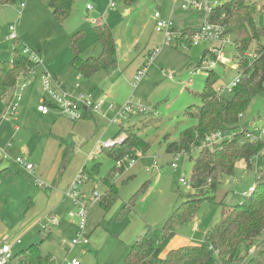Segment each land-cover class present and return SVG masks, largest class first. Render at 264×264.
I'll use <instances>...</instances> for the list:
<instances>
[{
    "label": "rangeland",
    "instance_id": "obj_1",
    "mask_svg": "<svg viewBox=\"0 0 264 264\" xmlns=\"http://www.w3.org/2000/svg\"><path fill=\"white\" fill-rule=\"evenodd\" d=\"M246 1L261 4L254 16L256 24L264 29V0ZM155 11L163 17L170 16L179 29L195 30L204 22L200 11L192 7L182 10L173 0H136L130 5L120 0H74L71 13L64 19L52 14L48 0H25L24 6L19 1L0 4V60H10L13 48L22 53L25 44L38 60L29 79L19 78L18 84L26 82L27 87L21 100L14 98L18 102L16 114L6 121L2 118L8 113L7 103L14 88L0 87V147L8 156L0 161V170H7L5 176L0 173V240L10 243L19 239L13 252L25 250L31 260L46 256L45 252L54 257L47 256L35 264H65L71 258L80 264H122L137 236L148 228H161L172 211L196 193L193 185L187 187L183 181L193 182L192 167L201 150L180 155L173 168L176 153L167 152L166 147L195 122L184 112L200 104L199 93L207 75L191 74L190 70L209 58L206 52L210 43L202 41L186 49L179 45L161 46V34L154 29ZM99 22L108 25L115 40L116 65L84 77L70 64V36L80 32L75 45L82 57L96 56L101 43L94 26ZM9 26L15 28L16 44L8 38ZM227 39L223 47L226 62L212 69L218 77L214 88H221L217 94L223 96L227 95L224 88L238 74L236 47L228 34ZM260 43H264V36L259 42L253 41L243 57L252 60ZM156 45L160 50L149 63V53ZM142 65L147 67L146 74L134 88L132 78ZM44 72L55 75L68 92L78 83L77 92L102 99L103 106L92 117L80 121L61 118L55 129L49 116H41L36 110L42 97L49 98L41 83ZM129 98L148 111L125 115L121 122L124 128L143 137L149 147L139 153L141 157L129 170L116 174L115 160L108 157L103 144L108 139L114 141L119 126L108 123ZM110 104L113 108L108 110ZM251 123L264 129V83L232 126L234 131H240L251 127ZM121 135L120 142L128 132L122 131L116 137ZM23 152L27 162L35 165L33 175L14 162ZM154 157L157 167L147 171ZM79 170L86 175L85 183L79 185L86 194L92 189L104 194L103 178L112 173L109 179L117 188L118 197L107 210L99 202L90 207L85 228L88 245L73 246L74 234L66 227L73 220L67 212L74 207L64 197V190ZM260 170L264 171V147L254 157L253 170H247L242 160L236 162L233 174L222 176L215 189L205 193L207 198L200 201L193 219L172 225L174 235L160 257L164 258L171 249L200 245L205 233L220 219L222 208L245 200L248 194L243 192L254 186L255 172ZM52 216L59 219L58 225L51 224ZM59 230L62 234L58 236L55 233ZM49 233L51 237L47 239ZM154 264H159V260ZM227 264H242V260Z\"/></svg>",
    "mask_w": 264,
    "mask_h": 264
},
{
    "label": "trees",
    "instance_id": "obj_2",
    "mask_svg": "<svg viewBox=\"0 0 264 264\" xmlns=\"http://www.w3.org/2000/svg\"><path fill=\"white\" fill-rule=\"evenodd\" d=\"M19 0H0L1 5L14 4ZM130 5L136 0H120ZM74 0H48L52 14L60 19L66 18L72 11ZM261 4L248 3L246 0H223L220 7L211 14V19L221 21L225 25V33L233 38L236 52L240 58L236 70L242 77L226 96L217 94L214 85L218 79L214 72H209L205 79L203 91L199 93L200 104L190 106L185 115L194 119V124L183 129L179 139L167 145L170 153H189L199 147L202 138L211 132L237 122L238 114H243L251 98L257 94L264 83V43H260L255 58L243 57L253 41L259 42L264 36V29L255 22V12ZM94 30L101 43V51L96 56H81L76 39L80 32L70 36L72 49L70 64L81 76L91 77L98 70H108L116 65V45L111 30L105 23H96ZM14 44L18 41L13 40ZM205 55V52H204ZM37 64L28 55L12 50L10 60H0V87L14 88L19 78H25ZM92 113L84 112L82 118H90ZM122 131L128 132L126 139L115 143L108 149V157L116 160L137 158L145 153L148 142L129 127L119 126L118 136ZM120 132V133H119ZM119 133V134H118ZM115 136V137H116ZM241 132L231 141H224L213 151L202 149L192 167L193 187L196 193L176 207L168 216L161 228H148L129 246L122 264H227L242 260V264H264V171L255 172L253 190L244 201L234 206H224L220 219L205 233L200 245L182 246L169 250L164 258L160 255L174 235L172 225L184 223L194 218L200 201L205 193L215 189L222 176L232 175L236 162L242 160L247 170H253V160L264 147L263 141L240 143ZM1 161V159H0ZM114 172L116 168L114 167ZM122 172L121 169H119ZM6 168L0 170L5 176ZM103 178L106 185L99 201L107 210L117 200L118 191L110 176ZM207 198V197H206ZM36 250H40L39 248ZM251 253H249V251ZM47 256L29 259L26 251L13 252L6 264H35Z\"/></svg>",
    "mask_w": 264,
    "mask_h": 264
},
{
    "label": "built area",
    "instance_id": "obj_3",
    "mask_svg": "<svg viewBox=\"0 0 264 264\" xmlns=\"http://www.w3.org/2000/svg\"><path fill=\"white\" fill-rule=\"evenodd\" d=\"M20 5L24 6L25 0H19ZM223 3V0H173V4L178 6L182 10H187L188 7H192L202 13L204 16L203 24L195 30L191 29H179L175 26L172 19L169 17H163L158 11H155L153 14L154 18V29L157 33L161 34V46H172V45H179L181 48L186 49L191 45H197L202 41H206L210 43V46L207 48V56L206 60L202 63L200 62L197 66H195L192 70H190L191 74L194 73H203L204 75H208L209 72L217 64H224L226 62V57L223 52L224 45L228 42L227 34L225 33V25L221 21H215L211 19V13L218 7H220ZM113 6V3H110V7ZM88 9L91 8L90 5L86 6ZM9 39L15 40L17 39V34L15 32V28L13 26H9ZM175 42V43H174ZM236 47V46H235ZM159 46H154L148 56L149 63L155 58L157 53L159 52ZM23 54L28 55L31 60H33L36 64H38L37 55L36 53L31 50V48L25 44L22 50ZM252 58H255L251 55ZM236 67L239 61V54L235 57ZM147 65V64H146ZM146 65L140 66L134 76L132 78L131 84L134 88L137 87L139 81L146 74ZM34 70L30 71L29 74H33ZM28 74V75H29ZM242 77L241 73H238L237 76L226 86L225 91L230 93L232 88L236 85L239 79ZM28 76L24 78L27 79ZM169 79H172V75H168ZM41 83L47 94L48 97L42 98L38 104L36 105V110L43 115L48 114L50 111L56 112L58 116H62L69 121H77L82 118L84 112L95 113L100 110L103 106L104 101L102 99L95 100L93 99L92 95L78 92L72 93L68 92L63 89H59L57 84L55 83L53 77L49 75L47 72H44L41 75ZM26 82L18 84L14 86V93L11 95L8 104V113H6L2 119L4 121L9 120L10 116H14L16 113V109L18 106V102L14 100V98L19 101L21 98V91L25 88ZM77 87L78 85L75 84ZM221 88H216V91H220ZM113 106L110 104L107 108L112 109ZM145 111H148L147 108L141 106L138 103H133L131 99H127L126 102L116 111L115 117L109 121L108 124H114L117 126L123 125L121 122V117L130 114H141ZM102 118H104L105 113L100 114ZM242 114H238V120ZM236 122V123H237ZM234 123V124H236ZM235 126L227 125L221 129H218L214 132L206 134L198 148L194 150H210L213 151L216 146L221 144L224 141H231L234 137L241 132L240 143L244 142H254V141H263L264 142V129H260L259 127L252 125L249 128H244L240 131H234ZM17 129V127H16ZM122 135L119 137H115L113 140H106L103 144V147H109L122 139ZM117 141V142H116ZM185 154L184 152H178L175 154V160L171 163V167H177V158ZM25 152H23L22 156H18L14 159V162L22 165L29 173H33L35 165L27 162L24 158ZM141 157V154L137 156V158ZM8 156L5 153L4 148L0 147V159H7ZM137 158H127L123 157L122 159L115 161V168L116 174H118L121 169L122 171L129 170L136 162ZM152 167H157V161L154 157L153 162L151 165L146 167V170H150ZM86 175H84V170H79L78 174L76 175L75 179H73L67 185L66 189L64 190V197L68 199L71 204L73 205V209L68 210L67 215L70 218H73L72 224L74 226V235L71 239V244L73 246H83L88 244V236L86 234V215L90 209V207L99 202L101 199V195L95 189H92L88 194L84 191L79 189V185L85 183ZM36 182L38 185L40 182L35 177ZM183 183L190 187L191 184H187L185 181ZM253 190V187H250L247 191L243 192V195L249 194ZM59 219L52 216L51 224L58 225ZM16 243H20L19 239H15L12 242H6L5 240H0V264H6L13 255V246ZM250 250L249 252H251ZM65 264H80V262L76 258H71L70 260H65Z\"/></svg>",
    "mask_w": 264,
    "mask_h": 264
},
{
    "label": "crops",
    "instance_id": "obj_4",
    "mask_svg": "<svg viewBox=\"0 0 264 264\" xmlns=\"http://www.w3.org/2000/svg\"><path fill=\"white\" fill-rule=\"evenodd\" d=\"M100 23V22H99ZM18 37V36H17ZM37 66V65H36ZM35 66V67H36ZM35 69V68H34ZM52 77H53V79H54V81H55V83L57 84V86H58V88L59 89H63V90H66L65 88H63L62 87V85L59 83V81H58V79L56 78V76L55 75H52ZM29 79V78H28ZM30 82V80L28 81V83ZM75 84H77L78 85V83H75ZM75 84L73 85V88H72V90H71V88H70V91H72V93H78L77 92V88L79 87V85L76 87L75 86ZM26 87H27V83H26V86H25V88L21 91V98L23 97V94H24V91L26 90ZM67 91V90H66ZM13 93H14V91H13ZM12 93V94H13ZM11 94V95H12ZM21 98H20V100H21ZM42 98H44V97H42ZM41 98V99H42ZM40 99V100H41ZM17 108H18V106H17ZM17 110V109H16ZM16 114V113H15ZM48 114H50V115H48ZM48 114H46V115H41V116H49V119H48V121H51V125H53L54 127H55V129H57V127L56 126H58V124H59V122H60V119L61 118H64V117H62V116H58L57 114H56V112H54V111H50ZM66 119V118H65ZM81 119H84V118H81ZM81 119H79V120H77V121H80ZM74 122H76V121H74ZM252 124V123H251ZM250 124V125H251ZM34 174V171H33V173H32V175ZM193 183V182H192ZM192 183H191V185H192ZM251 187V186H250ZM249 187V188H250ZM248 188V189H249ZM70 225L71 226H67L66 227V229H68V231H70L72 234H74V226H73V224H72V222L70 223ZM55 234H57L58 236L59 235H61L62 234V230H59L57 233H55ZM51 237V233H49L48 235H47V239H49ZM261 237L262 238H264V231L261 233ZM1 240H3V239H1ZM132 242V241H131ZM88 245V244H87ZM13 248H14V246H13ZM46 253V256H48V257H50V252H45ZM249 253H251V252H249ZM53 256H55V255H53ZM54 257H50V259H53Z\"/></svg>",
    "mask_w": 264,
    "mask_h": 264
},
{
    "label": "water",
    "instance_id": "obj_5",
    "mask_svg": "<svg viewBox=\"0 0 264 264\" xmlns=\"http://www.w3.org/2000/svg\"><path fill=\"white\" fill-rule=\"evenodd\" d=\"M196 161H197V159H196Z\"/></svg>",
    "mask_w": 264,
    "mask_h": 264
}]
</instances>
